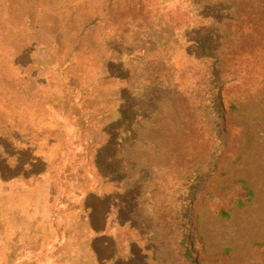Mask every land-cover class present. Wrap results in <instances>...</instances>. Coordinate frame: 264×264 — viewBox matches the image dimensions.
I'll list each match as a JSON object with an SVG mask.
<instances>
[{"label":"rangeland","instance_id":"rangeland-1","mask_svg":"<svg viewBox=\"0 0 264 264\" xmlns=\"http://www.w3.org/2000/svg\"><path fill=\"white\" fill-rule=\"evenodd\" d=\"M0 264H264V0H0Z\"/></svg>","mask_w":264,"mask_h":264},{"label":"trees","instance_id":"trees-1","mask_svg":"<svg viewBox=\"0 0 264 264\" xmlns=\"http://www.w3.org/2000/svg\"><path fill=\"white\" fill-rule=\"evenodd\" d=\"M185 253H186V254L188 253V250H187V248H185Z\"/></svg>","mask_w":264,"mask_h":264}]
</instances>
